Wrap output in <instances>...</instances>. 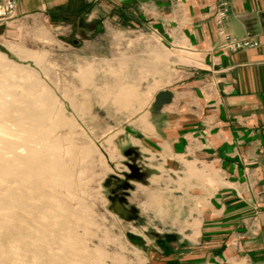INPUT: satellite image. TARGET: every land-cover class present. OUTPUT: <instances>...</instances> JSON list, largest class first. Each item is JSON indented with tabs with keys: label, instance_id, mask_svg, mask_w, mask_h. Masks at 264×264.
I'll list each match as a JSON object with an SVG mask.
<instances>
[{
	"label": "rangeland",
	"instance_id": "1",
	"mask_svg": "<svg viewBox=\"0 0 264 264\" xmlns=\"http://www.w3.org/2000/svg\"><path fill=\"white\" fill-rule=\"evenodd\" d=\"M74 10L48 22L0 23V70L18 92L15 81L29 83L38 97L29 128L13 130L24 147H11L0 161L12 167L23 159L54 162L30 178L52 193L45 211H35V197L25 208L2 204L11 201L7 188L20 191L21 173L13 179L0 173V264H150L151 246L180 236L187 208L198 206L204 171L191 163L187 184L178 183L180 173L173 180L150 177L165 168L138 150L142 112L158 87L199 66L198 56L167 49L149 24L135 28L113 11ZM209 172L207 193L214 186ZM42 223L53 228L54 239L36 232ZM196 226L194 219L190 227ZM65 248L81 259L64 256Z\"/></svg>",
	"mask_w": 264,
	"mask_h": 264
},
{
	"label": "crops",
	"instance_id": "2",
	"mask_svg": "<svg viewBox=\"0 0 264 264\" xmlns=\"http://www.w3.org/2000/svg\"><path fill=\"white\" fill-rule=\"evenodd\" d=\"M219 1L227 2L226 30L257 46L218 47L212 8ZM73 7L116 12L135 28L149 24L167 49L198 56L199 66L158 87L142 112L138 150L165 168L150 177L180 173L178 183L187 184L192 164L204 171L198 206L187 208L180 236L151 246L150 264H264V0H17L5 23L53 21Z\"/></svg>",
	"mask_w": 264,
	"mask_h": 264
},
{
	"label": "bare ground",
	"instance_id": "3",
	"mask_svg": "<svg viewBox=\"0 0 264 264\" xmlns=\"http://www.w3.org/2000/svg\"><path fill=\"white\" fill-rule=\"evenodd\" d=\"M18 82L15 81L17 85L22 87L21 92H18L14 88V80L10 78L9 74L0 70V155L5 151L10 152L11 147L20 145L12 139L14 136L13 130L19 129L24 131L26 128H29L31 125L30 120L36 116L35 102L38 100V97L31 91V85L29 83L24 84ZM20 146L24 147L22 145ZM24 160H21L22 164L18 167L10 166L8 159H2L0 161V173L5 174L9 179L15 178L14 174L21 173V176L18 177L20 191L16 189L19 186L16 188H7L6 194L10 197L11 201L3 198L1 203L12 204L16 208H25L27 207V198L35 197L37 199V202L34 203L35 211H45L46 208L51 207L52 201L49 197L52 193L40 181H31L30 178L38 175L40 168L44 164L49 163L53 165L54 162L41 157L29 162ZM61 226L65 227V224ZM52 229L47 224L42 223L36 228V232L44 236V240H51L55 238V233L51 231ZM23 230L25 229L21 227L16 229L19 232ZM63 253L65 254L64 256H68L69 253L74 254L71 249L66 248L63 249ZM74 255L81 259L80 254ZM62 263H65L64 259Z\"/></svg>",
	"mask_w": 264,
	"mask_h": 264
},
{
	"label": "built area",
	"instance_id": "4",
	"mask_svg": "<svg viewBox=\"0 0 264 264\" xmlns=\"http://www.w3.org/2000/svg\"><path fill=\"white\" fill-rule=\"evenodd\" d=\"M17 0H0V23L9 19L13 15ZM216 33L219 37L218 47L224 52H234L238 49L255 47L259 41L252 36L237 38L232 36L225 27L228 19V7L226 1H219L212 8Z\"/></svg>",
	"mask_w": 264,
	"mask_h": 264
}]
</instances>
